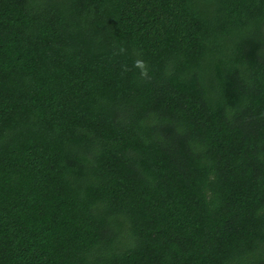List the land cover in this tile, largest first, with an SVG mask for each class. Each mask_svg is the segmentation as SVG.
I'll return each mask as SVG.
<instances>
[{"label": "trees", "instance_id": "1", "mask_svg": "<svg viewBox=\"0 0 264 264\" xmlns=\"http://www.w3.org/2000/svg\"><path fill=\"white\" fill-rule=\"evenodd\" d=\"M0 264H264V0H0Z\"/></svg>", "mask_w": 264, "mask_h": 264}]
</instances>
